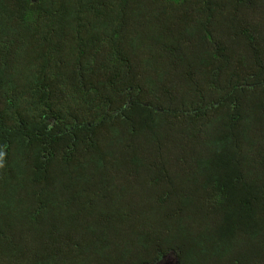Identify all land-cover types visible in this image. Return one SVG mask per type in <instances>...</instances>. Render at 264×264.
<instances>
[{"label":"trees","instance_id":"obj_1","mask_svg":"<svg viewBox=\"0 0 264 264\" xmlns=\"http://www.w3.org/2000/svg\"><path fill=\"white\" fill-rule=\"evenodd\" d=\"M264 264V0H0V264Z\"/></svg>","mask_w":264,"mask_h":264},{"label":"rangeland","instance_id":"obj_2","mask_svg":"<svg viewBox=\"0 0 264 264\" xmlns=\"http://www.w3.org/2000/svg\"><path fill=\"white\" fill-rule=\"evenodd\" d=\"M159 264H178L177 259L173 255H168L163 258Z\"/></svg>","mask_w":264,"mask_h":264}]
</instances>
